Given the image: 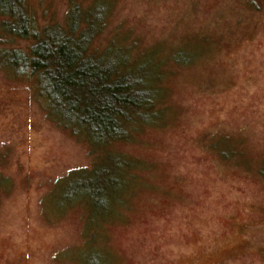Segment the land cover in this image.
<instances>
[{"label": "rangeland", "instance_id": "rangeland-1", "mask_svg": "<svg viewBox=\"0 0 264 264\" xmlns=\"http://www.w3.org/2000/svg\"><path fill=\"white\" fill-rule=\"evenodd\" d=\"M24 4L40 31L70 30L80 10L86 52L146 73L158 115L97 159L38 80L6 64L4 50L32 41L7 33L0 15V264H79L89 250L103 264H264V0ZM96 161L126 190L94 226L84 203L53 200Z\"/></svg>", "mask_w": 264, "mask_h": 264}, {"label": "trees", "instance_id": "trees-1", "mask_svg": "<svg viewBox=\"0 0 264 264\" xmlns=\"http://www.w3.org/2000/svg\"><path fill=\"white\" fill-rule=\"evenodd\" d=\"M71 9L75 20L70 30L47 27L40 31L27 12L24 0H0L6 32L32 41L26 51L11 49L3 53L8 55L6 64L16 74L38 80L40 93L59 123L85 134L94 151L99 153V159L104 150L109 151L106 149L109 143L130 137V126L154 120L158 115L155 108L158 97L146 73L127 69L131 65L123 62L114 63L105 54L95 57L86 52L92 36L88 33L91 22L83 19L86 25L78 32L81 18H74V13L80 10L75 6ZM178 54L187 56L185 61L180 59L183 63L192 57L183 52ZM222 154L227 156V152L222 151ZM97 163L88 171L72 175L53 200L57 208L84 203L89 225L94 226L113 215L126 190L123 187L126 182H117L107 164L98 166ZM123 168L120 167L117 174L125 178L128 168ZM115 190L120 192L118 196ZM78 257L79 264H103L96 250Z\"/></svg>", "mask_w": 264, "mask_h": 264}]
</instances>
